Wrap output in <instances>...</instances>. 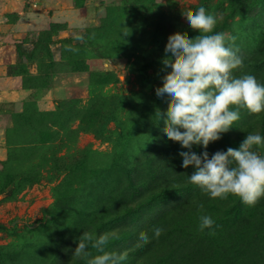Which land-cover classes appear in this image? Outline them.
<instances>
[{
    "label": "rangeland",
    "instance_id": "374dc122",
    "mask_svg": "<svg viewBox=\"0 0 264 264\" xmlns=\"http://www.w3.org/2000/svg\"><path fill=\"white\" fill-rule=\"evenodd\" d=\"M200 7L222 16L216 31L236 37L244 63L233 75L264 83V0H0V264H78L83 231L115 233L109 246L127 253L124 264H166L164 246L137 247L139 234L151 238L161 219L187 226L200 204L215 221L213 248L184 243L175 264H199L205 250L222 254L215 264H264V209L234 195L217 205L191 184L109 222L166 180L190 184L194 168L179 155L188 149L162 131L155 113L167 97L155 88L169 34H198L181 12ZM248 133L264 136V111L242 109L221 139L192 151L239 148ZM183 206L190 214L178 213ZM245 241L252 251L238 249Z\"/></svg>",
    "mask_w": 264,
    "mask_h": 264
},
{
    "label": "clouds",
    "instance_id": "9594fccd",
    "mask_svg": "<svg viewBox=\"0 0 264 264\" xmlns=\"http://www.w3.org/2000/svg\"><path fill=\"white\" fill-rule=\"evenodd\" d=\"M181 15L198 34H169L161 58L162 84L155 88L157 97H167V108L155 114L163 121L162 131L168 139L188 149L179 155L182 167L194 168L188 178L190 184L211 199L234 195L243 204L255 206L264 197V155L256 150L264 148V136L248 133L239 148L228 147L211 156L207 151L197 154L192 148L199 145L207 149L210 142L221 139L240 119L242 109L249 114L264 111V83L252 74L233 75L244 61L236 37L216 31L222 16L204 7L195 11L189 8ZM74 39L83 41L84 36L77 33ZM67 50L78 51L71 47ZM203 208L200 204L198 230L203 233L208 229V234L214 235L215 221L203 214ZM164 231L154 226L151 238L142 231L137 247L158 239ZM117 238L115 233L83 231L73 256L85 264H124L127 253L109 249L110 242Z\"/></svg>",
    "mask_w": 264,
    "mask_h": 264
},
{
    "label": "trees",
    "instance_id": "16d2710c",
    "mask_svg": "<svg viewBox=\"0 0 264 264\" xmlns=\"http://www.w3.org/2000/svg\"><path fill=\"white\" fill-rule=\"evenodd\" d=\"M75 168H78V163H74V164H70L67 166V169H72L75 170ZM157 190H154V188L152 190H150L145 197L141 198L140 200L137 201V203L135 204L134 207H128L126 212L124 214H122V216L120 217H113L114 214L116 213V210L114 209L112 212H110L108 215L110 217L109 222H113V221H119L120 218H125L128 214L133 215L134 213H137L139 209L143 208L144 206H146L147 204L151 203L154 200H158V199H162L166 196H170V195H175V194H180V193H185L188 192L190 190L193 189V186L191 184H183L180 183L178 181H175L173 179H169L166 180L164 182H162L160 184V187H155ZM11 191H9L10 193ZM198 196V191L195 192V197ZM225 199H219L217 198L216 202L217 205L218 203H224ZM211 207V205H209ZM187 208L189 207H181L178 209V213H188ZM217 208H219V206H217ZM252 209L254 210H263L264 207L261 206L260 204H256L254 207H252ZM190 214V213H188ZM104 216V215H103ZM196 216H193V218H189V216H186V219L189 220V224L187 226H184L182 223L178 222L177 218L174 220V223L171 225H166L164 220L165 219H161L155 226H159V227H163L165 229V231L163 232V234L156 239L155 241H150L149 245L151 247H154L155 245H161L164 246L163 249L157 254L158 259L163 260L165 262H167L166 264H175L176 263V259L178 256H180V252L184 251V250H180L181 247H183L184 243H188L189 241H191L194 244H204V245H209L207 247H210L209 249H212L213 246L210 245V243H208L209 238L206 237L207 233H208V229H206L203 233L200 232L199 230H197V227L195 226L194 222H198V216H197V220L195 218ZM108 222V223H109ZM159 224V225H158ZM2 227V226H0ZM245 227H240L238 230H236V239H237V243L242 242L244 239V235H246L244 230ZM153 243V245H152ZM157 243V244H156ZM223 243V242H222ZM177 245L175 247V249H173L174 245ZM244 245H241L240 247H238V249L241 252H247V251H252L253 249H251V244L248 242H243ZM146 246V245H145ZM147 248L148 244H147ZM158 248V246H157ZM109 249L111 250L110 246ZM216 250V249H215ZM204 251V250H203ZM205 253H203L204 255L201 256V260L199 262V264H215V263H219L217 261V258H222V254L220 252L217 253H207L206 250L204 251ZM161 256H160V255ZM240 258H238L239 260H242L244 254H241ZM160 260H158L156 263H159ZM77 264V263H76ZM78 264H85V261H79Z\"/></svg>",
    "mask_w": 264,
    "mask_h": 264
}]
</instances>
